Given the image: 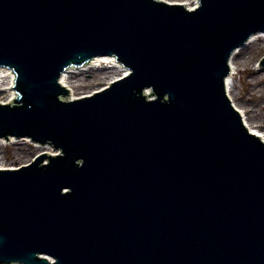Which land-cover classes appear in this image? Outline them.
<instances>
[{"label":"water","instance_id":"1","mask_svg":"<svg viewBox=\"0 0 264 264\" xmlns=\"http://www.w3.org/2000/svg\"><path fill=\"white\" fill-rule=\"evenodd\" d=\"M259 32L264 0H0V138L57 151L0 169V264H264V140L225 90ZM98 57L129 73L66 99Z\"/></svg>","mask_w":264,"mask_h":264},{"label":"rangeland","instance_id":"2","mask_svg":"<svg viewBox=\"0 0 264 264\" xmlns=\"http://www.w3.org/2000/svg\"><path fill=\"white\" fill-rule=\"evenodd\" d=\"M169 2L192 4L193 0H165ZM264 34L259 35L251 44L243 46L245 57L240 58L238 61V69L240 73L236 74L235 90L234 93H238V98L241 103L246 105L248 110L247 115L250 118L261 120L258 124L261 126V130L264 133V108L261 106L258 117L253 114L249 104L251 102L260 103L264 99V67H259V60L264 55ZM258 39H262V42H258ZM239 58V54L237 56ZM252 65L255 74H246L244 70ZM75 74H70L69 83L71 84L72 91L69 96L72 98L88 95L105 85L111 80L118 77L122 70L118 68L106 67L99 65L98 67H88L86 71L76 70ZM255 81V83H254ZM0 82V102H6L9 99L10 91L3 89ZM257 89L254 90L253 87ZM12 90V89H10ZM16 93V91L13 89ZM248 93V95H247ZM251 100V101H249ZM40 150H45L48 153H53L49 148L41 147L35 143L26 139H0V164L6 167H17L30 162L33 157Z\"/></svg>","mask_w":264,"mask_h":264},{"label":"bare ground","instance_id":"3","mask_svg":"<svg viewBox=\"0 0 264 264\" xmlns=\"http://www.w3.org/2000/svg\"><path fill=\"white\" fill-rule=\"evenodd\" d=\"M197 4H198V0H193L192 4L184 3V5H187L189 8L195 7ZM263 34H264V32L263 33L259 32L255 35H252L249 38V40L245 43V45L251 44L259 35H263ZM257 41L262 42V39H258ZM242 47L243 46L239 47L233 53V55L230 59V62H229L230 63V65H229L230 72H229V75L225 79V90H226L228 97L232 101L233 105L235 106V108L240 113V115L243 119L244 125L250 130V132H252L256 136H258L264 140L263 130H261V126L258 124V122L261 120V118H259L258 116L260 114H262L261 112H259V110H260L261 106L264 108V99L260 103L259 102L258 103L251 102L249 104V106L251 107V111L259 119V120H256L257 122H255L254 118L248 117V115H247L248 110L246 109V105L244 103L240 102V100L238 98V93L233 92L235 90L236 74L240 73V71L238 69V65H237L238 61L240 58L245 57L244 50L241 49ZM237 54H239V58L235 57V56H237ZM99 65H104L106 67H112V68H118V69L122 70V73L120 75H124L127 72V70H123L121 68V66L118 65L115 61H113V59L110 57H102V58L93 59L88 64H86L84 67H81L79 70L86 71V69L88 67H98ZM244 72L246 74H251V75L255 74V71H254L252 65H248V67L244 70ZM73 74H75V73H73ZM69 80H70V76H68L67 81H66L65 76H63V78L61 79V83L65 86L69 87L70 91H72V87H71V84L69 83ZM0 82H2L1 85L3 86V89H8L10 91V96L8 99H11V98L13 99L16 96V93L8 88V87L12 86V84H13V75L9 70L4 69V68H0ZM254 83H255V81H254ZM253 89L256 90L257 87L254 86ZM247 95H248V93H247ZM249 101H251V100H249ZM0 167L2 168L1 164H0ZM3 167L7 168V169H14L15 168V167H6V166H3Z\"/></svg>","mask_w":264,"mask_h":264}]
</instances>
